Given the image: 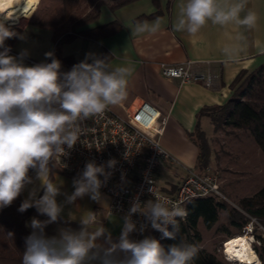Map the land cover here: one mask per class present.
Segmentation results:
<instances>
[{
	"label": "clouds",
	"instance_id": "clouds-1",
	"mask_svg": "<svg viewBox=\"0 0 264 264\" xmlns=\"http://www.w3.org/2000/svg\"><path fill=\"white\" fill-rule=\"evenodd\" d=\"M246 5L247 0H182L172 29L189 37L197 36L209 23L221 28L254 29L258 15ZM0 15L10 19L13 12L0 5ZM160 27L157 18L151 24L137 23L134 32L154 34ZM12 38L25 39L0 22V209L12 205L25 187L33 183L29 171L34 170L43 195L36 198V191H31L18 211L23 213L34 207L47 217L45 220L33 217L26 225L32 231L25 239L21 264H195L200 251L196 244L181 239L165 248L151 236L140 240L130 238L137 231L134 214L145 219L139 227L141 234L150 225L163 238H177V218L183 219L187 213L181 206L170 207L169 201L155 196L153 188L149 190L153 200L143 204L138 198L133 200L116 240L93 211H86L79 218L69 211L64 222L78 219V230L60 227L56 235L45 233L49 224L62 220L65 204L72 205L85 196L96 202L103 200L100 190L111 175L104 165L86 163L82 173L73 179L74 191L66 195L64 204L57 202L60 186L53 181L51 173L55 162L68 155L65 146L71 150L84 134L85 121L103 118L110 106L126 100L133 69L112 67L107 57L87 54L71 70L61 71V62L52 52L45 53L51 62L29 66L24 63L26 50L19 56L10 54L12 50L5 41ZM241 50L238 43L222 49L233 62H239ZM114 166L115 161H108L109 169Z\"/></svg>",
	"mask_w": 264,
	"mask_h": 264
},
{
	"label": "crops",
	"instance_id": "crops-1",
	"mask_svg": "<svg viewBox=\"0 0 264 264\" xmlns=\"http://www.w3.org/2000/svg\"><path fill=\"white\" fill-rule=\"evenodd\" d=\"M124 0H82L79 11L73 15L75 21L90 13L99 6V16L89 24L76 28L72 38L59 45V54L64 58H72L75 64L83 61L87 54H94L98 58L107 57L112 67L126 66L133 69L129 77L128 95L126 100L110 108L121 116L126 115L135 106L142 102H149L163 114L169 116L168 124L161 138V146L179 162V167L194 168L198 158V148L191 140L190 135L196 130L198 114L204 108L222 106L232 95L231 85L241 72L251 73L264 64V0H247V9L258 15L257 26L254 29L236 28L207 24L195 37L186 33L173 31L172 23L179 11L182 0H134L119 5ZM64 15L63 0H38L36 8L20 27V34L25 39L12 38L11 55L19 56L26 50L28 55L24 59L26 65L48 63L45 53L52 52L57 45L54 31L44 24L55 23ZM146 17V19L139 20ZM161 21L160 29L154 33L136 34L135 25L147 21L149 24ZM117 24L121 28L118 32L107 37L90 39L83 37V33ZM237 35L240 39L237 40ZM239 44L242 50L239 53V62L228 60L222 49L225 46ZM2 50V49H0ZM91 62V61H89ZM191 63L197 72L211 71L220 76L213 88H206L198 83H181L180 80L164 78L160 66H180ZM201 129L210 122L208 118L199 120ZM254 150L260 151L251 138ZM262 153V152H261ZM263 158H264V154ZM168 170L169 165H166ZM164 166L161 167L162 171ZM32 184H28L19 196L24 201L29 193L36 191V198L43 195V188L36 180L33 170L30 174ZM184 175L173 181H165L158 186L163 192L172 194L177 190ZM51 178L60 186L61 194L57 196L58 204H64L66 195L74 191L73 179L64 176L58 171L51 173ZM251 174H242L229 182H222V192L230 204L234 205L243 198L254 196L259 190L251 189ZM264 178V177H263ZM264 186V180L263 185ZM102 194V193H101ZM101 202L93 201L89 196L78 198L74 204H65L62 220L49 224L45 233L48 236L57 234L60 227H71L78 230L80 225L76 221L67 220L69 211L79 218L86 211L97 212V219H103L104 226L111 232L114 240L118 239L123 220L114 214H108L109 199L102 194ZM33 217L40 220L47 219L34 209L27 220L30 224ZM31 233L32 229L26 226ZM260 264V261H259Z\"/></svg>",
	"mask_w": 264,
	"mask_h": 264
},
{
	"label": "built area",
	"instance_id": "built-area-1",
	"mask_svg": "<svg viewBox=\"0 0 264 264\" xmlns=\"http://www.w3.org/2000/svg\"><path fill=\"white\" fill-rule=\"evenodd\" d=\"M22 22L15 25L4 24L6 27L20 29ZM31 64L37 63L31 61ZM160 72L166 79L180 80L183 84H203L206 88H213L220 79L219 75L211 71H195L191 63L180 66L163 64L160 66ZM168 120V115L149 102H142L124 116L116 114L109 107L103 118H90L84 122V134L80 140L71 150L65 146L68 155L61 157V162H55L57 171L74 179L82 173L88 162L94 161L98 166L104 165L105 171L111 173L100 190L109 199L107 213L117 215L122 220L134 199L138 198L141 204L154 199V195L149 191L151 188L155 196L169 201L170 207L176 204L185 209L184 206L188 202L202 198L227 200L222 193L221 177L218 171L210 166L202 173H197L194 168H184L182 181L173 194L165 193L158 187L156 181L160 168L165 164L179 165L160 143ZM110 160L115 161V166L111 169L107 167ZM100 179L103 180L104 177L101 176ZM186 217L187 215L183 219ZM132 219L137 223V231L130 234L135 237L134 240L143 239L145 236L157 240L163 238L162 233L152 229L150 225L141 234L139 227L145 223L144 217L134 214ZM249 219L250 222L243 228L242 235L248 236L254 243L255 233L261 232L264 235V230L256 219ZM227 257L223 245V262L234 264Z\"/></svg>",
	"mask_w": 264,
	"mask_h": 264
},
{
	"label": "trees",
	"instance_id": "trees-1",
	"mask_svg": "<svg viewBox=\"0 0 264 264\" xmlns=\"http://www.w3.org/2000/svg\"><path fill=\"white\" fill-rule=\"evenodd\" d=\"M132 1L134 0H124L119 5ZM153 1L157 3V0ZM82 3V0H63L64 15L61 20L44 24L45 27L54 31L57 38L54 57L61 62V71L71 70L75 62L72 58L61 57L59 45L70 40L72 33L77 30L76 28L95 21L99 16V6H96L90 13L75 21L73 15L79 11ZM37 4L38 0L30 2L22 13L20 22L25 21L31 15ZM143 19L146 17L139 20ZM9 28L20 33L18 28ZM120 28L119 25L112 24L85 32L83 37L90 39L107 37L118 32ZM11 40L7 39L5 44L10 46ZM231 89L232 95L224 105L204 108L198 114L196 130L190 135L191 140L198 148V158L194 167L197 173H202L210 166L212 156L207 134L201 129L199 122L201 117L209 119L215 132L223 127L247 132L264 153V64L251 73L241 72L238 74ZM32 171L30 170L29 174ZM55 171H57L56 166L52 172ZM22 202L18 197L12 205L0 209V264H21L22 255L26 250L25 239L31 234L26 227V222L35 208H29L20 213L18 208ZM184 207L187 217L185 219L177 218L179 224L177 238L175 240L161 238L159 241L165 248L172 244H178L181 239L198 245L200 251L195 264H225L200 246L203 242L202 234L199 231L200 221L207 229H211L217 225L220 213L225 212L227 217L225 225L236 229L235 234L229 232L228 238L242 235L243 228L250 222L249 217L256 219L264 230V186L254 196L241 199L237 206H233L224 199L202 198L192 200ZM169 230H171V226ZM130 238L135 239L133 235H130ZM255 238L260 244H255L254 250L258 254L260 263L264 264V235L256 232Z\"/></svg>",
	"mask_w": 264,
	"mask_h": 264
},
{
	"label": "rangeland",
	"instance_id": "rangeland-1",
	"mask_svg": "<svg viewBox=\"0 0 264 264\" xmlns=\"http://www.w3.org/2000/svg\"><path fill=\"white\" fill-rule=\"evenodd\" d=\"M32 1L34 0L27 1L23 12ZM22 13L19 17V23L21 21ZM24 23L25 22L23 21L22 25ZM9 24L12 23L10 22ZM212 127V124L208 122L204 128L212 149L210 167H213L218 171L222 182L225 184L234 178H238L242 174H251V189L253 191L261 189L264 180V158L262 155L264 153H261V150H254L251 143V136L247 132L236 130L231 127H223L216 132ZM166 165L169 164H165L164 167ZM179 165H169L168 170H166V167L163 168L157 176V185L160 187L165 183V181H174L175 178L179 179L182 175H184V171L179 167ZM238 203L239 202H236L235 206H237ZM226 218V213L221 212L217 225L211 229H207L202 221L199 223V231L203 237V242L200 246L205 251L215 255L217 259L222 262L224 242L231 239L228 238L229 232L232 234L236 233V229L225 225L227 220ZM255 244L259 245L260 243H258L257 240L252 243L253 250Z\"/></svg>",
	"mask_w": 264,
	"mask_h": 264
},
{
	"label": "bare ground",
	"instance_id": "bare-ground-1",
	"mask_svg": "<svg viewBox=\"0 0 264 264\" xmlns=\"http://www.w3.org/2000/svg\"><path fill=\"white\" fill-rule=\"evenodd\" d=\"M28 0H0V5L5 9H10L13 15L10 19H5L4 15H0V22L12 23L15 25L19 22L20 14L23 12ZM232 242H235L234 244ZM225 254L231 261L238 264H259V258L253 250L250 243L252 240L245 235L236 236L225 242ZM231 249V251H229Z\"/></svg>",
	"mask_w": 264,
	"mask_h": 264
},
{
	"label": "snow or ice",
	"instance_id": "snow-or-ice-1",
	"mask_svg": "<svg viewBox=\"0 0 264 264\" xmlns=\"http://www.w3.org/2000/svg\"><path fill=\"white\" fill-rule=\"evenodd\" d=\"M233 244L235 243V242H232ZM229 251H231V249H229ZM249 264H250V262H249Z\"/></svg>",
	"mask_w": 264,
	"mask_h": 264
}]
</instances>
